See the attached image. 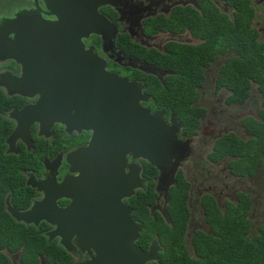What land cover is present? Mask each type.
I'll return each mask as SVG.
<instances>
[{
  "label": "flooded vegetation",
  "instance_id": "af4514ba",
  "mask_svg": "<svg viewBox=\"0 0 264 264\" xmlns=\"http://www.w3.org/2000/svg\"><path fill=\"white\" fill-rule=\"evenodd\" d=\"M61 1L65 2V0H0V21L11 19L12 15L15 17L22 14L18 18L19 23L24 20L33 22L37 16H41L43 20L50 22L59 19L63 23L61 20L62 13L56 7L63 4ZM43 3L48 9L49 15L43 14ZM56 13L59 17L55 18ZM95 14L98 18L92 17L86 20L88 26L84 31L93 28V26H100L107 32L103 31V34L99 36L90 33L88 38L81 39L85 48L91 47L92 53L96 55L93 58L94 67L104 68L107 74L115 75L126 83L137 82L140 84L142 93L148 96V101L140 104L142 109L147 110L152 115L155 113L163 114L166 122L174 115L181 125L178 140L189 141L187 148L191 150V154L178 168L175 184L171 186H188L186 204L189 209V221L183 235L188 256L191 259L195 256L192 245L197 231L206 235L211 233L210 227L205 222L208 215V207H205V204L209 200L216 202L217 208L223 214L228 206L239 204V194L247 195L250 201V209L245 215V219L249 221L251 226L246 238L254 239L260 236L261 231L258 228L262 223L264 224L262 215L264 210V171H262L264 165L252 175L239 176L230 173L227 166L228 158L219 163H211L207 161L206 156L213 151L215 144L225 136L233 135L244 141L252 136L247 134L245 122L250 118L258 119L262 109V94L258 91V85L251 81L248 96L230 103L233 93L229 77L224 84L218 83L223 67L231 58L239 56L237 51L219 48V52L208 61L207 65H200L199 67L196 65L199 63L197 59L204 54L203 48L206 42H211L217 47H223L220 32L227 27H237L242 24H244L243 27L248 26L249 30H253L252 39L260 45L264 53V0H97ZM87 22L79 25V28L86 27ZM209 22L211 23L210 26H208ZM22 25L27 27V22H23ZM9 27V30L12 29L13 32L9 31L8 38L12 39L15 32H19L13 28V25H9ZM205 28L206 30L217 31L213 35L214 41L202 37ZM102 42L103 46L101 47ZM54 43L60 44L61 42L55 41ZM180 51L186 56L188 55L186 64L178 68L169 66L170 60L167 59H171L174 54ZM154 59L161 60V65L156 64ZM18 62H22V60L18 58ZM141 64L152 67L153 71L159 74V77L148 71L142 73L134 69V65L140 66ZM24 68L27 73V66L24 65ZM21 75L22 66L20 64L10 56L2 55L0 57V124L7 122L10 125V131L1 141L3 150L0 153V165L5 163L6 159L15 163V175L19 181V184L5 185L1 187L2 189L0 188V221L4 218V214H7L15 225L25 229L31 228L38 234V237L44 239L43 242L47 251L55 246L58 264H74V258L60 249L62 247L58 245V237L53 235V227L43 221L35 224L33 222L36 220L35 215L23 216V214L29 213L35 203L44 199V191L49 188L44 187L50 172L49 169L54 172L57 184L65 177L72 176L69 174L66 157L77 149L86 147L91 134L83 130L72 129L69 133L62 124L53 123L48 136L44 134L39 136L37 125L32 126V124L40 122V120L32 119L28 129V137L22 138L23 141L17 137L11 138L17 126V117H19L17 114L34 106L38 100V94L34 92L19 90V93L10 94L7 91L6 85L10 84V80L19 79ZM192 75H195L200 84L193 85ZM151 79L157 82L160 89H166L169 93L176 92L177 84H181L183 90H188L189 94L194 95V100L189 107L201 109L203 114L198 117V124L193 134L188 135L186 133L184 123L175 112L152 110L150 105L154 104V101L151 92L154 90L148 86V81ZM10 91L12 92L13 89ZM21 95H25V97ZM252 105L255 106L254 114L251 113L250 109L246 112ZM89 108L91 109V104ZM205 119L211 124L213 131L209 134L207 143L203 145L202 149L197 150L194 149V144H199L197 136L202 120ZM27 145H29V149H27ZM198 153L205 155L204 157L200 155L197 158ZM191 159L193 162L190 163ZM138 164L142 167L141 178L143 179L142 188L137 191L140 192L148 187L147 179L143 176L148 164L140 160ZM217 168L221 169V174H214ZM192 172L194 175H191ZM195 175H198L202 183L207 184V187L199 185L197 179L194 178ZM156 178L157 171L155 177L152 178L154 191ZM234 187L250 188L246 190L244 188L235 189ZM253 187H259V191L256 192ZM13 190H17L15 198L12 195ZM137 192L131 198L135 197ZM155 195L154 204L147 206L150 210V216L156 212L160 215L157 210L153 211V206L157 205L160 209L165 207L163 195L159 198L156 192ZM194 198L195 200H193ZM221 198H223L222 202ZM130 199H125L123 202L131 209L133 216L132 206L128 203ZM258 200L261 201V218L255 222L251 212L255 207L258 208ZM69 204L70 201L66 199L56 202L57 207L61 209ZM8 208L17 217L31 223L27 225L24 224V221H15L9 214ZM28 235L34 236L31 231L28 232ZM154 240H156L159 249L156 254L157 260L148 264H160L159 258L163 250L157 238L149 240L146 248L136 245L142 251L147 252ZM12 246L13 244L8 243L5 249L1 250L8 264H33L21 260L24 247L21 246L13 251ZM31 253L33 252H30L31 257L29 256L28 261H33L34 264H54L49 261L47 254ZM66 254L68 259H66ZM32 255L34 256L32 257Z\"/></svg>",
  "mask_w": 264,
  "mask_h": 264
},
{
  "label": "water",
  "instance_id": "95a60500",
  "mask_svg": "<svg viewBox=\"0 0 264 264\" xmlns=\"http://www.w3.org/2000/svg\"><path fill=\"white\" fill-rule=\"evenodd\" d=\"M62 3L56 7L63 23L59 19L43 20L41 16L33 22L19 23L22 14L0 21V57L10 56L22 66V75L10 80L7 91L38 94L34 106L17 114L11 138L23 141L28 137L32 119L40 120L32 124L37 125L39 136H48L53 123L62 124L69 133L72 129L91 134L86 147L66 157L72 176L57 184L49 169L44 199L23 216L35 215V224L43 221L53 227L58 245L74 258V264H148L157 260L156 240L147 252L136 246L142 225L123 201L142 188L138 161H144L157 171L155 192L158 198L163 195L165 202L163 209L157 205L152 209L170 225L166 212L169 190L175 184L178 168L191 154L189 141L178 140L181 125L174 115L166 122L163 114L152 115L142 109L140 104L147 102L148 96L142 93L140 84L126 83L107 74L104 68L94 67L96 55L91 47L85 48L81 39L90 33L99 36L107 32L100 26L84 31L86 20L98 18L97 0ZM42 7L43 14L49 15L44 3ZM85 22L86 27L79 28ZM9 25L19 32L12 39L8 38L9 31L13 32ZM149 67L134 65L139 72L159 77ZM62 199L70 201L63 209L56 205ZM8 212L15 221L25 222L9 208Z\"/></svg>",
  "mask_w": 264,
  "mask_h": 264
},
{
  "label": "trees",
  "instance_id": "16d2710c",
  "mask_svg": "<svg viewBox=\"0 0 264 264\" xmlns=\"http://www.w3.org/2000/svg\"><path fill=\"white\" fill-rule=\"evenodd\" d=\"M208 24V26L211 25L210 22ZM239 27H227L220 32L223 47L206 42L203 48L204 54L197 59L199 63L196 66L207 65L208 61L219 52V48L237 51L239 56L231 58L223 67L218 83L224 84L229 77L233 93L230 103L248 96L251 81L258 85V91L262 94V109L258 119L250 118L245 122L246 132L252 136L247 141L237 139L233 135L225 136L206 156L207 161L211 163H219L228 158L227 166L230 173L244 176L245 174H254L258 168L264 165V53L260 45L252 39L253 30H249L248 26ZM203 30L202 37L214 41L213 35L217 31L206 30V28ZM237 34L241 35L237 36ZM187 56L182 51L177 52L171 59H167L170 60L168 65L178 68L186 64ZM187 71L190 72L189 69ZM191 81L193 85L200 84L195 75L191 76ZM148 82V86L154 90L151 92L154 101V104L150 105L152 110L175 112L184 123L186 133L193 134L198 124L197 119L203 114L201 109L189 107L194 100V95L189 94L188 90H183L181 84H177L176 92L169 93L166 89H160L155 80L151 79ZM9 131L10 125L7 122L0 124V153L3 150L1 141ZM15 173L16 164L6 159L5 163L0 165V188L5 185L19 184ZM155 175V169L147 165L143 173L147 179V189L137 192L135 197L128 201L132 206L134 219L142 225L136 245L146 248L149 240L157 238L163 250L159 258L160 264H264V224L262 223L258 228L261 231L260 236L254 239L246 238L251 226L245 219V215L250 209L247 195L239 194V204L228 206L223 214L217 208L216 202L209 200L205 204V207H208L205 222L210 227L211 233L206 235L197 231L192 245L195 256L191 259L183 241L189 221V209L186 204L188 186L170 188L167 212L171 225H168L157 212L150 216V210L147 208L148 205L152 206L155 202L156 195L152 181ZM12 195L15 198L17 190H13ZM205 210L207 211L206 208ZM262 215L264 218V210ZM21 227L15 225L8 215L4 214V218L0 221V264H8L1 251L8 243L13 244V251L21 246L24 247L21 260L34 264L33 261H28L29 256L31 257L30 252H33L31 254H47L50 262L58 264L55 246L52 247L53 251L52 248L47 251L44 239L38 237V234L31 228ZM29 231L33 232V237L28 235ZM68 258L66 254V259Z\"/></svg>",
  "mask_w": 264,
  "mask_h": 264
},
{
  "label": "rangeland",
  "instance_id": "374dc122",
  "mask_svg": "<svg viewBox=\"0 0 264 264\" xmlns=\"http://www.w3.org/2000/svg\"><path fill=\"white\" fill-rule=\"evenodd\" d=\"M244 26V24L242 26H240L239 28H242ZM241 34H237V36H240ZM245 39V38H243ZM154 62L158 65H161L162 61L161 60H156L154 59ZM184 108V107H183ZM182 108V109H183ZM250 109L251 113L254 114L255 113V106L252 105L250 106L246 112H248V110ZM213 131V128L211 126V124L205 119V120H202V123H201V126H200V129H199V133H198V136H197V140L199 142V144H194V149H202L203 145L207 143V139L209 137V134ZM201 154L198 153L197 155V158H199ZM205 154H202L201 157H204ZM193 159H191L190 163L193 162L192 161ZM203 169V168H202ZM216 172H214V174H221V169L217 168L215 169ZM264 171V169L262 170ZM201 173H203V171H201ZM191 175H194V173L192 172ZM263 177H264V173H263ZM195 179H197L199 185H203L205 187H207V184H203L201 179H199V176L198 175H195L194 177ZM231 184V182H230ZM254 185V184H253ZM235 189L239 188V189H243L244 187H234ZM250 187H245L244 189L248 190ZM255 188L256 192L259 191V187H253ZM258 195V194H257ZM195 200V198L193 199ZM198 200V199H197ZM223 198H221V202H222ZM260 211H261V201L258 200V208L256 209V207L252 210L251 212V215H252V219L257 222L260 220Z\"/></svg>",
  "mask_w": 264,
  "mask_h": 264
},
{
  "label": "bare ground",
  "instance_id": "6f19581e",
  "mask_svg": "<svg viewBox=\"0 0 264 264\" xmlns=\"http://www.w3.org/2000/svg\"><path fill=\"white\" fill-rule=\"evenodd\" d=\"M28 147H29V145H27V149H28ZM53 235H54V233H53ZM54 236H56V235H54Z\"/></svg>",
  "mask_w": 264,
  "mask_h": 264
}]
</instances>
